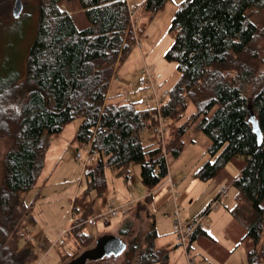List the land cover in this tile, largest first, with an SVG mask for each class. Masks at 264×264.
<instances>
[{
	"label": "trees",
	"instance_id": "1",
	"mask_svg": "<svg viewBox=\"0 0 264 264\" xmlns=\"http://www.w3.org/2000/svg\"><path fill=\"white\" fill-rule=\"evenodd\" d=\"M35 1L37 27L25 76L16 81L17 75H12L0 84V135L10 144L0 163V264L35 262L33 247H19L27 227L34 224L25 196L41 175L52 137L76 119L81 120L77 142L95 155L82 172L85 191L71 207V214L77 215L70 231L76 244L84 247L86 241H94L84 231L85 221L93 216L98 199L109 201L106 170L126 182L129 168L138 165L148 192L145 203H151L154 189L168 178L166 156H180L184 135L195 126L210 141L209 158L196 179H216L228 163L242 160L238 175L229 182L237 190L232 215L237 217L242 202L250 205L252 219L242 238L251 244L246 262L264 264V59L255 46L259 30L251 20L253 9L264 0H184L179 5L169 29L174 41L166 53V59L176 64L178 80L158 109L107 102L116 64L135 44L126 0ZM168 1L145 0L141 8L155 15ZM62 2L82 11L85 28L61 9ZM189 105L194 112L184 116ZM160 118L170 121L171 127L164 143L157 133ZM147 132L154 138L146 145ZM136 206L146 214L147 223L142 245L132 240L128 247L131 264H169V250L155 247L154 215L147 205ZM126 219L117 228L118 235H101L95 243L111 236L118 240L112 244H122L121 237L129 231Z\"/></svg>",
	"mask_w": 264,
	"mask_h": 264
},
{
	"label": "rangeland",
	"instance_id": "2",
	"mask_svg": "<svg viewBox=\"0 0 264 264\" xmlns=\"http://www.w3.org/2000/svg\"><path fill=\"white\" fill-rule=\"evenodd\" d=\"M183 1L169 0L155 15L145 12L141 8V3L135 2V6L139 10L133 17V24H130L135 44L124 61L116 64L117 69L108 89V104L134 103L137 108L145 107L144 104L138 103L141 96H151V89H143L139 85L141 71L144 67L150 70L153 76V87L157 92H169L175 85L178 80L176 64L166 59V53L174 41V34L169 31L171 20ZM20 2L22 5L21 13L18 17H14L12 11L15 0H0V84L8 78H12V75H17L16 81H22L25 76L27 53L36 33L38 19L36 1L20 0ZM61 9L73 15L79 28L86 27L87 23L82 11L71 9L66 2L61 3ZM251 20L259 30V38L255 46L259 50L261 58L264 59V2L258 8L253 9ZM193 112V106L189 105L184 116H189ZM80 123L81 120L76 119L66 125L61 133L52 137L41 175L35 187L25 196V202L34 218V224L29 225L27 233H25L26 235L30 234L34 242L28 244L25 239H21L19 247L30 245L34 248L36 260L33 264H66L73 258H77L85 249L92 248L99 236L104 234L118 235L117 228L125 217L127 219L124 226L129 227V231L127 235L120 236L122 244L120 243V246H117L113 253L119 252L121 246L124 247L123 250L119 254L117 253V256L114 255L92 264H131L132 257L128 247L132 240L139 246L142 245L147 223L146 214L140 212L136 204H146L147 209L150 205L147 202H142L145 201L147 189L140 181V167L138 165H132L129 168L128 175L132 178L130 187L126 186L123 178H115L110 170H106L105 173L107 198L119 206L129 207L126 209L127 212L119 213L107 227L100 224L96 226L85 224L86 229L84 228V231L90 233L94 237V241L92 243L86 241L84 247L76 244L71 236L70 231L75 226L77 219V215L75 218L73 213L71 214V207L73 201L82 196L86 187L82 177V165L75 158L77 152H80L83 157L85 155L84 147L76 140V131ZM163 126L167 130L165 134V140H167L171 133L170 121L165 120ZM153 136L152 132H147L143 136V143L150 144L153 141ZM183 139L186 146L182 154L178 158L167 155L166 161L169 176L173 177L175 182L179 184L181 182L185 185L193 179L199 167L208 160L206 151L210 141L203 133L197 131L195 126L187 131ZM9 145V139L0 135V163ZM241 164L240 158L235 159L223 168L216 179L200 183V187L195 191L199 193L198 198L189 209L186 210L184 206L174 204L173 199L164 204L158 211L155 208L153 215L158 234L155 247L156 249L167 248L169 250L170 264H187L185 248L176 242L172 230L174 218L169 217V214L172 215L176 210L179 211L183 226L200 216H204L208 220L202 226L203 228L218 223L216 230H219L225 223L232 221L234 235L237 236L238 234L242 237L243 234L240 231L245 230L252 219L250 205L247 202H242L236 212L237 217L235 219L230 218L224 207L225 205L227 207L228 205L234 206L237 190L231 184L227 189L226 185L238 175ZM1 177L0 164V184ZM179 190L181 193L182 190L180 188ZM222 190L225 191L222 192ZM170 194H172L171 191ZM130 204H132L131 207ZM102 205L103 199H98L94 204L93 215L102 209ZM208 205L210 206L209 213L207 215L202 214ZM262 206L264 207V201ZM183 213H185L184 216ZM64 229L69 231L64 234ZM199 238L202 240L201 237ZM60 239L64 242L61 246L57 244ZM88 244L87 248L86 245ZM199 246L198 242H193L191 249L188 250L189 253L187 252L193 258L191 264H202L200 263L202 258L201 252L198 250ZM250 247L251 244L248 240L239 245V249H246V251H249Z\"/></svg>",
	"mask_w": 264,
	"mask_h": 264
},
{
	"label": "crops",
	"instance_id": "3",
	"mask_svg": "<svg viewBox=\"0 0 264 264\" xmlns=\"http://www.w3.org/2000/svg\"><path fill=\"white\" fill-rule=\"evenodd\" d=\"M144 1L145 0H126L128 6H135V2L141 3V5H142L144 3ZM168 177L175 184L174 191L172 192L170 190L173 195L170 194V191L168 190L165 182L163 184H161L159 187H157L156 189H154L152 196H153V203H154L156 210L158 211L160 208H162V206L164 204H166L169 201H172V199L174 201V204H177L179 206H184L186 208V210L189 209L193 205L195 200L198 198L199 193H196L195 191L200 187V183H204V182L196 179V177L194 175L193 179H191L189 183L183 185L180 182V184H179V183L175 182V180H173V177L169 176V169H168ZM207 182H209V181H207ZM125 183H126V186L129 187L127 182H125ZM229 185H230V183L227 182L226 188ZM179 188L182 190L181 193L179 192L180 191ZM223 191H225V190H222V192ZM194 192H195V194H194ZM147 194H148V192L146 193L145 197L147 196ZM107 200H110V198H108ZM104 206H105V202H103L102 209H99L98 212L102 211ZM129 206L131 207L132 204H130ZM236 206H237V197L235 199L233 207H232V205H228V207H227V205L224 206L225 209L228 211V214L230 215L231 219H232V217L235 219V217L232 215V211L235 209ZM208 207H209V205H208ZM128 208L129 207H127V206H125V207L123 206L121 212H123V213L126 212V209H128ZM207 208L204 209L202 214H204L206 212ZM184 215H185V213H183V216ZM190 216H192V215H190ZM169 217H172V215L169 214ZM214 224H216V225L211 226V227L208 226L207 228L205 226L204 228L202 227L199 230H197L196 239L190 243V249H191V245L193 242H198L200 244V246L198 248L199 252H201L200 255L202 258V262H200V263H202V264H213V263H215V264H247V262H246V249H244V250L239 249L240 243H244L242 238L245 234V230L240 231V233L243 234L242 237H241V235L239 236L238 234H237V236H235L234 235L235 233L233 232L234 231V225L232 224V221L229 223H225L224 226H221L219 230H216L218 223H214ZM199 237H201L202 240H200ZM185 252H186V250H185ZM188 253L185 254L186 255L185 256L186 263H188L187 255H189V257H190V254H188ZM190 258L193 260L192 257H190ZM169 264H170V255H169Z\"/></svg>",
	"mask_w": 264,
	"mask_h": 264
},
{
	"label": "built area",
	"instance_id": "4",
	"mask_svg": "<svg viewBox=\"0 0 264 264\" xmlns=\"http://www.w3.org/2000/svg\"><path fill=\"white\" fill-rule=\"evenodd\" d=\"M139 8L137 6H131L129 7V17H130V24H133V17L136 15L138 12ZM153 76L150 73V70L147 67H144L141 71V78L139 80V85L143 89H151V96L149 97H144L141 96L139 98V103L144 104L147 109L151 108H156L158 109L160 106V101L167 96L166 91L159 93L157 90L153 87ZM159 120V126L157 128V133L160 137V140L162 143L165 142V134H166V128L163 126V120ZM84 157L80 152H77L76 154V160H78L81 165L82 169L84 170L88 165L94 162L95 160V155H93L90 152V148L87 147V149L84 150ZM128 186L130 187L132 185V178L130 176L127 177L126 180ZM167 187L169 190L172 192L174 191L175 184L174 182L168 177L165 181ZM153 195V193H152ZM151 195V196H152ZM145 203V201H142ZM150 205L148 206L149 212L151 214L154 213L155 211V206L153 203V196H152V202L149 203ZM146 205V204H145ZM123 206L117 205L113 200H109L106 202L104 208L102 211L98 212L97 214L89 217L86 221L85 224L88 226H96L98 224L107 227L110 223L111 220L115 219L119 213H121ZM210 209V207H209ZM207 215V214H206ZM172 217L174 218L173 223H172V230L173 233L175 234L176 237V242L180 245L183 246L186 250L187 254V246L189 244V240L191 235L199 228H202V226L208 222V220L204 216H200L197 219L189 222L185 226L182 225V222L180 220L179 216V211L176 210L174 213H172ZM67 229L63 230V233L65 234ZM25 241L28 244H32L34 242L33 237L30 234H27L25 236ZM58 245H63L64 242L63 240H59L57 242ZM188 258V263L191 264L193 260L187 255Z\"/></svg>",
	"mask_w": 264,
	"mask_h": 264
},
{
	"label": "water",
	"instance_id": "5",
	"mask_svg": "<svg viewBox=\"0 0 264 264\" xmlns=\"http://www.w3.org/2000/svg\"><path fill=\"white\" fill-rule=\"evenodd\" d=\"M22 5L20 0H16L15 6L13 8V15L14 17H18L21 13ZM254 124V128H256V123ZM258 144L261 143V136L256 129ZM118 241L116 237L111 236H104L99 238L96 243L95 247L89 250L84 251L80 254L76 259L72 260L69 264H92L93 262L100 261L104 258H108L110 256H117V253L123 250L124 247L121 246L119 252L113 253V250L116 249L117 246H120L118 242L116 244H112V242ZM109 247V248H108Z\"/></svg>",
	"mask_w": 264,
	"mask_h": 264
},
{
	"label": "flooded vegetation",
	"instance_id": "6",
	"mask_svg": "<svg viewBox=\"0 0 264 264\" xmlns=\"http://www.w3.org/2000/svg\"><path fill=\"white\" fill-rule=\"evenodd\" d=\"M74 259H76V257H75V258H73L72 260H74ZM72 260H71V261H72ZM71 261H70V262H71ZM70 262H68V263H66V264H69Z\"/></svg>",
	"mask_w": 264,
	"mask_h": 264
}]
</instances>
